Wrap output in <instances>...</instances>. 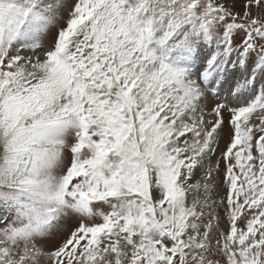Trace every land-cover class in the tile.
Returning <instances> with one entry per match:
<instances>
[{
    "label": "snow or ice",
    "instance_id": "snow-or-ice-1",
    "mask_svg": "<svg viewBox=\"0 0 264 264\" xmlns=\"http://www.w3.org/2000/svg\"><path fill=\"white\" fill-rule=\"evenodd\" d=\"M0 264H264V0H0Z\"/></svg>",
    "mask_w": 264,
    "mask_h": 264
}]
</instances>
